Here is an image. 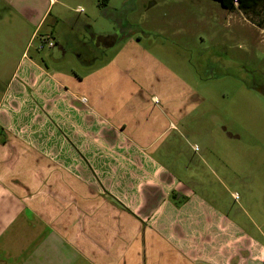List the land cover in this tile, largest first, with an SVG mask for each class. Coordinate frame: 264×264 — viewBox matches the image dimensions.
Segmentation results:
<instances>
[{"label":"crops","instance_id":"0c3cea01","mask_svg":"<svg viewBox=\"0 0 264 264\" xmlns=\"http://www.w3.org/2000/svg\"><path fill=\"white\" fill-rule=\"evenodd\" d=\"M98 2L0 0V264H264V242L190 187L194 169L174 173L189 85L138 36L94 32L82 6ZM102 44L117 49L94 63Z\"/></svg>","mask_w":264,"mask_h":264},{"label":"rangeland","instance_id":"374dc122","mask_svg":"<svg viewBox=\"0 0 264 264\" xmlns=\"http://www.w3.org/2000/svg\"><path fill=\"white\" fill-rule=\"evenodd\" d=\"M82 7L96 17L94 32L138 36L141 46L189 85L195 104L183 123L187 136L180 146L187 162L173 171L185 184L194 169L190 187L231 222L240 218L248 234L264 242V98L255 90L264 83L262 15L229 12L214 0H109L107 8L114 9L107 10L109 17L117 22L110 25L98 5ZM23 22L15 49L32 31L33 24ZM117 45L96 48L94 63L109 59ZM74 60L68 55L58 63L79 68Z\"/></svg>","mask_w":264,"mask_h":264},{"label":"trees","instance_id":"16d2710c","mask_svg":"<svg viewBox=\"0 0 264 264\" xmlns=\"http://www.w3.org/2000/svg\"><path fill=\"white\" fill-rule=\"evenodd\" d=\"M109 0H99L98 7L103 8L107 5ZM219 5L229 11H240L245 15H262V21L264 24V0H214ZM112 39V38H109Z\"/></svg>","mask_w":264,"mask_h":264},{"label":"built area","instance_id":"2783aa9c","mask_svg":"<svg viewBox=\"0 0 264 264\" xmlns=\"http://www.w3.org/2000/svg\"><path fill=\"white\" fill-rule=\"evenodd\" d=\"M53 45L54 44H53V42L50 39L45 38L40 43L39 49H42L43 47L52 48Z\"/></svg>","mask_w":264,"mask_h":264},{"label":"flooded vegetation","instance_id":"af4514ba","mask_svg":"<svg viewBox=\"0 0 264 264\" xmlns=\"http://www.w3.org/2000/svg\"><path fill=\"white\" fill-rule=\"evenodd\" d=\"M255 88H256L255 90H257L258 94H260L264 98V83H263L262 86L261 85L260 86L256 85Z\"/></svg>","mask_w":264,"mask_h":264}]
</instances>
